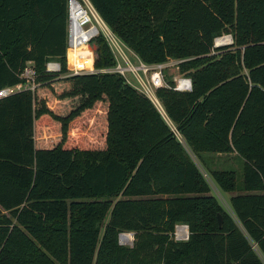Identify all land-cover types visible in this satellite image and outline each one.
Listing matches in <instances>:
<instances>
[{
    "label": "trees",
    "instance_id": "16d2710c",
    "mask_svg": "<svg viewBox=\"0 0 264 264\" xmlns=\"http://www.w3.org/2000/svg\"><path fill=\"white\" fill-rule=\"evenodd\" d=\"M67 1L0 0V88L27 64L38 83L0 99V264H264V0H89L143 62L181 60L191 90L164 72L155 91L170 123L118 74L60 76ZM90 43L91 65L114 64Z\"/></svg>",
    "mask_w": 264,
    "mask_h": 264
},
{
    "label": "built area",
    "instance_id": "2783aa9c",
    "mask_svg": "<svg viewBox=\"0 0 264 264\" xmlns=\"http://www.w3.org/2000/svg\"><path fill=\"white\" fill-rule=\"evenodd\" d=\"M98 35H102L112 53L114 64L111 66L96 68L91 65L95 59L93 57V52L95 54V51H90L87 56L83 53L85 46L91 44V40ZM232 42L233 40L230 34H222L214 38L213 46L228 45ZM66 46L70 53V68L60 76L98 73L118 74L130 86L147 96L162 116L165 114L160 101L156 97L155 91L165 83V69L171 65H176L181 60L170 59L167 62L153 64L143 62L104 22L89 0L67 1ZM82 57L86 61H90V64L82 66ZM45 70L48 73H59L60 64L57 61H48L45 65ZM36 76L35 69L31 64H27L20 74V77L24 79L23 82L0 88V99L21 90L28 89L33 91L38 85ZM172 80L175 90L190 91L192 88L189 77L178 74ZM166 118L164 117L168 122ZM188 235L189 231L186 224L175 225L173 231L174 239L186 240Z\"/></svg>",
    "mask_w": 264,
    "mask_h": 264
},
{
    "label": "rangeland",
    "instance_id": "374dc122",
    "mask_svg": "<svg viewBox=\"0 0 264 264\" xmlns=\"http://www.w3.org/2000/svg\"><path fill=\"white\" fill-rule=\"evenodd\" d=\"M93 55H94L93 57H95L94 52H93ZM165 74L168 75L169 77H171L172 79H173L174 76H178V68H177V66L176 65H171V66L167 67L166 70H165ZM163 116L166 118L165 114H163ZM168 123H170V122L168 121ZM50 135H51V132L50 133L49 132L46 133V137L49 140L51 139ZM213 161H215L213 166L216 167V168H220V169L226 168V169L234 170L236 172V174H237V183H238V185L240 184V181H241V165H242V160L241 159L236 158V156L234 154H227V155L222 154V155L213 156ZM195 162L197 163V165H199V163L196 160H195ZM199 168L201 169L200 165H199ZM203 174H204L206 180L208 181V183L211 186L210 193L212 195H214L215 197H217V199L221 201L222 205L227 207L226 204H227V201H228V193L220 191V189L217 188V186L212 183V180L210 179L208 173H203ZM122 235H126V236H128V238L127 239H122L121 236H120L119 237V244L120 245H129L130 246L132 244V240H133V233L132 232H122Z\"/></svg>",
    "mask_w": 264,
    "mask_h": 264
},
{
    "label": "water",
    "instance_id": "95a60500",
    "mask_svg": "<svg viewBox=\"0 0 264 264\" xmlns=\"http://www.w3.org/2000/svg\"><path fill=\"white\" fill-rule=\"evenodd\" d=\"M92 50H95V46L92 45V44H88L85 46V49H84V55L87 56V54L92 51ZM217 221H218V225L220 226L221 225V221H222V218H221V215L220 214H217ZM122 233L119 234V237ZM119 237H118V240H119Z\"/></svg>",
    "mask_w": 264,
    "mask_h": 264
},
{
    "label": "bare ground",
    "instance_id": "6f19581e",
    "mask_svg": "<svg viewBox=\"0 0 264 264\" xmlns=\"http://www.w3.org/2000/svg\"><path fill=\"white\" fill-rule=\"evenodd\" d=\"M120 236H121L122 239H127L128 238V236H126V235H122L121 234Z\"/></svg>",
    "mask_w": 264,
    "mask_h": 264
},
{
    "label": "crops",
    "instance_id": "0c3cea01",
    "mask_svg": "<svg viewBox=\"0 0 264 264\" xmlns=\"http://www.w3.org/2000/svg\"><path fill=\"white\" fill-rule=\"evenodd\" d=\"M228 196H229V195H228ZM226 201H227V200H226ZM226 205H227V207H225V206L223 205L224 208H226V209H230L229 204H228V201H227V204H226ZM228 211H229V210H228Z\"/></svg>",
    "mask_w": 264,
    "mask_h": 264
}]
</instances>
